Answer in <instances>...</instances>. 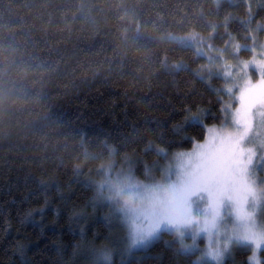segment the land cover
Segmentation results:
<instances>
[{
    "label": "trees",
    "instance_id": "16d2710c",
    "mask_svg": "<svg viewBox=\"0 0 264 264\" xmlns=\"http://www.w3.org/2000/svg\"><path fill=\"white\" fill-rule=\"evenodd\" d=\"M263 42L264 0H0V264H104V170L159 179L224 121L209 52ZM109 264L195 263L163 234Z\"/></svg>",
    "mask_w": 264,
    "mask_h": 264
},
{
    "label": "rangeland",
    "instance_id": "374dc122",
    "mask_svg": "<svg viewBox=\"0 0 264 264\" xmlns=\"http://www.w3.org/2000/svg\"><path fill=\"white\" fill-rule=\"evenodd\" d=\"M201 50L196 51L207 57ZM234 51L209 52L225 81L226 102L224 121L208 127L203 142L173 156L159 179L152 175L141 182L108 167L99 178L100 198L91 205L92 217L105 214L112 230L98 252L104 264L149 248L163 234L172 235L195 264H224L240 248L250 252L248 264H264V239L256 248L243 238L253 233L264 237V107L251 112L246 132L234 118L246 75L253 83L260 79L254 62L264 61V48H252L253 57L244 61ZM245 184L256 190L255 200L246 201L252 221L238 218L237 203L228 198ZM250 227L253 233L247 231Z\"/></svg>",
    "mask_w": 264,
    "mask_h": 264
},
{
    "label": "snow or ice",
    "instance_id": "6c2138e0",
    "mask_svg": "<svg viewBox=\"0 0 264 264\" xmlns=\"http://www.w3.org/2000/svg\"><path fill=\"white\" fill-rule=\"evenodd\" d=\"M261 47L264 48V45H261ZM254 66L258 74H260V79L258 82L253 83L251 77L246 75L238 97L239 107L234 114L236 124L243 127L245 132L250 125L251 112L257 106L264 107V61H255ZM245 71L247 72V65H245ZM219 195H226V193H221ZM248 197H252L255 200L256 190L250 185L245 184L240 189H237L234 195L228 198L236 201L238 218L245 221H252V212L246 211V201ZM217 203H219V197L217 198ZM247 231L253 233L251 227L248 228ZM243 238L251 240L256 248H259L261 240L264 239V237L256 235L255 233L246 235ZM254 258L255 256L253 255L252 259Z\"/></svg>",
    "mask_w": 264,
    "mask_h": 264
}]
</instances>
